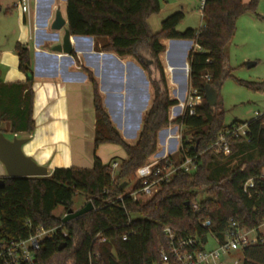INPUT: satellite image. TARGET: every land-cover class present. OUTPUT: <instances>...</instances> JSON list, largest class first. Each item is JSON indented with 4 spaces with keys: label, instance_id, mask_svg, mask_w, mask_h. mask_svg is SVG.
<instances>
[{
    "label": "trees",
    "instance_id": "1",
    "mask_svg": "<svg viewBox=\"0 0 264 264\" xmlns=\"http://www.w3.org/2000/svg\"><path fill=\"white\" fill-rule=\"evenodd\" d=\"M66 2L69 34L92 38L95 51L133 57L147 73L152 100L142 117L136 142L129 144L113 126L98 84L85 69L94 100V150L101 144L117 145L125 158L119 163L114 178L110 165L102 163L94 154L93 166L89 169L55 168L47 177L2 179L0 223L5 238L23 239L32 228L60 225L61 217L54 214L55 210L60 208L62 214L67 213L77 193L87 197L93 210L65 222L62 226L67 233L65 238L43 244L40 264H162L159 249L164 243L163 226L172 228L180 236L199 238L209 232L221 235L229 228L230 219L240 229L257 230L264 222V113L242 122L247 125L246 136L228 140L229 155L217 153L209 147L219 133L241 123L223 125L222 112L215 110L216 105L207 104L205 93L210 88L216 92L228 76L226 48L234 36L236 20L246 13L257 16L258 0L247 3L204 0L199 29L188 28L179 33L176 27L184 15L175 12L160 22V30L155 34L147 18L159 12V0ZM162 40L193 41L196 46L187 56L188 86L201 94V105L192 115L185 111L174 121L168 119L169 108L178 101L168 95L159 59L166 50ZM14 51L17 68L25 79L0 82V126L7 122L12 136L24 134L28 139L34 131L30 52L19 42ZM243 84L251 90L259 91L263 87L260 83ZM171 124L185 129L179 154L177 158L167 156L158 161L149 180L162 177L185 158L192 159L189 165L192 170L177 169L169 181L161 182L157 192L142 203L131 198L114 201L115 196L129 187L128 179L157 152L158 134ZM123 183L126 185L121 190ZM141 186V180H135L132 185L135 190ZM204 220L210 221L208 230L200 226ZM125 234L128 239L123 241ZM63 242L66 246L59 250ZM93 253H97L98 258L89 259ZM242 255V264H264V243L245 247Z\"/></svg>",
    "mask_w": 264,
    "mask_h": 264
},
{
    "label": "crops",
    "instance_id": "2",
    "mask_svg": "<svg viewBox=\"0 0 264 264\" xmlns=\"http://www.w3.org/2000/svg\"><path fill=\"white\" fill-rule=\"evenodd\" d=\"M66 3V0H31V23L35 30L32 26L29 29L21 16L22 34L15 38V44L19 42L29 49L33 73L34 131L22 150L36 163L46 165L49 174L55 168L89 169L93 166L94 154L106 164L103 153L108 149L109 152L114 150L105 146L112 144H101L94 150V100L85 69L93 74L98 84L104 109L113 126L129 144L136 142L141 128H136L137 115H140L141 123L146 109H143L144 112L139 110L146 90L145 71L133 57L95 51L92 38L89 41L84 38L73 40L71 35L73 52L69 57L52 53L50 47L61 41L63 30L67 28ZM56 10L61 12L66 24L56 33L57 42H49L50 25ZM161 43L167 44L169 40H162ZM190 44L195 48L193 41ZM188 47L184 42L167 48L170 51L166 56L167 64H177ZM9 51L4 52L5 57L0 64V82H22L25 76L17 68V57ZM124 89L129 96L125 101L122 99ZM15 137L25 138V135ZM5 176L1 164L0 177Z\"/></svg>",
    "mask_w": 264,
    "mask_h": 264
},
{
    "label": "rangeland",
    "instance_id": "3",
    "mask_svg": "<svg viewBox=\"0 0 264 264\" xmlns=\"http://www.w3.org/2000/svg\"><path fill=\"white\" fill-rule=\"evenodd\" d=\"M17 1L19 0H0V64L5 57V51L10 50V54L16 56L14 51L15 38L16 36L22 34V26L20 25L22 15L20 11L14 7ZM243 1L247 3L249 0ZM200 3L201 0H159V4L161 5L159 12L149 15L147 18V23L151 32L153 34L159 32L160 22L175 12H181L184 15L183 19L176 27L179 33L185 31L188 28L196 30L199 29L202 26ZM60 5L62 6V4ZM256 13L257 16L246 13L238 17L235 24L234 36L226 48V65L228 69V76L216 89L218 104L215 107L216 111L222 112V123L225 126L249 121L255 118V113L257 112L259 114L264 113L263 87L259 91L251 90L243 84L260 83L264 85V0H258ZM164 45L166 50L162 54V60L160 61L164 68L168 95L171 99H176L179 103L181 101V90L184 85L181 82L174 80V73H171L168 70L169 66L166 61V56L167 48L171 49V45L170 43ZM192 48L193 45L190 44L189 47L184 50V59L186 61V56H188V53ZM169 52L170 51L168 50V53ZM249 63L253 65L248 66ZM145 76V79L148 81L146 71ZM239 81L242 82L243 85L239 83ZM151 87L152 86H150V84H147V86L144 87L147 89L146 94H148V100L146 105L147 107H145L146 109L144 108L145 112L142 110L144 112L143 115L148 110L152 100ZM126 94L127 93L124 89L122 98L123 101H125L127 96ZM143 95L145 99L147 96L145 95V92H143ZM127 98H129V96H127ZM140 126L141 123L139 122L138 128H140ZM9 128L10 124L7 122L2 123L0 126V130L3 131L4 136L11 140L15 136H12L9 133ZM184 130V128L174 124L170 130H166V134H158L159 136L157 138L156 148L157 152L149 156L146 162L159 159L163 154L172 156V158H177L183 140ZM168 134H178V138L175 137L165 141ZM189 138L190 137H187V139ZM132 141L133 140H131V142ZM165 144H168V146L166 147ZM105 146L110 148L113 147L114 149L113 152H109L108 149L103 153V156H106L104 157L106 164L110 165L114 161L120 163L124 158V152L122 148L117 145ZM161 152H163V154H161ZM128 181L130 182L127 189H130V187L133 185V182L135 181V174L132 175ZM86 198L87 197H85V195L82 193L75 194L72 199V209L75 211L84 207L87 202ZM137 199L138 202L142 203L148 198L141 197ZM54 214L57 217H61L62 209L57 208ZM257 234L264 235V224L258 227L257 230L251 231L249 237L253 238ZM211 245V241L209 240V243L206 245V247H210ZM237 254L238 253H236V256L234 257H237Z\"/></svg>",
    "mask_w": 264,
    "mask_h": 264
},
{
    "label": "built area",
    "instance_id": "4",
    "mask_svg": "<svg viewBox=\"0 0 264 264\" xmlns=\"http://www.w3.org/2000/svg\"><path fill=\"white\" fill-rule=\"evenodd\" d=\"M203 4L204 0H201L200 10ZM15 7L20 11L23 22L31 29L33 25L31 23V0H19L16 2ZM33 30H35V28H33ZM170 68L171 67H168L169 70ZM204 78L209 80L207 75H205ZM201 101V94L194 88L191 89L187 84L183 100L169 108V121H174L182 117L185 111H187L188 115H192L195 108L201 105ZM261 115L262 114L258 112L255 113V117L257 118ZM173 125L174 124L169 125V128L166 130H170ZM246 130L247 125L245 123L235 124L225 129L223 132L219 133L218 138L212 143L209 149L217 153L229 155L231 150L228 140L230 138H245ZM175 137L178 138V134H168L165 141ZM167 146L168 144L166 147ZM166 157L167 155L163 154L159 159L148 161L143 167L141 166L138 168L135 172V180L142 181L141 188L135 190L133 187H130V189L125 190L122 194L115 196L114 201L122 202L125 198H131L133 201H137V198L141 197L149 198L157 192L161 182L169 181L170 177L177 169L182 168L185 171L192 170V168L189 167L192 159L185 158L182 164L172 168L162 177L156 180H149L152 169L155 168L157 162ZM110 167L111 177L114 178L115 172L118 167H120L119 163L114 161L110 164ZM193 207L196 208L195 205ZM65 215L66 213L62 214L61 219ZM64 223L65 222H62L60 225L52 228H44L42 226L32 228L30 234L23 239H6L1 231L0 223V264H40L39 253L43 244L47 241L54 242L60 239V237L65 238L67 236L66 231L62 227ZM129 223L130 220L127 224ZM200 226L208 230L210 221H201ZM28 227L30 228L31 225L28 224ZM161 232L164 240V243L159 249L162 264H242V250L245 247L256 243H264V235L257 234L255 237L250 238L249 234L251 231L240 229L237 223L232 219L229 220V228L221 235L209 232L202 238L188 235L180 236L168 226H163ZM127 239L128 235L125 234L122 240L126 241ZM209 240L212 245L206 247ZM102 241H104V239H102ZM236 253H238V256L234 257ZM91 257L98 258V255L97 253H93L89 255V259Z\"/></svg>",
    "mask_w": 264,
    "mask_h": 264
},
{
    "label": "water",
    "instance_id": "5",
    "mask_svg": "<svg viewBox=\"0 0 264 264\" xmlns=\"http://www.w3.org/2000/svg\"><path fill=\"white\" fill-rule=\"evenodd\" d=\"M66 24L65 18L62 17L61 12L59 10H56L54 13V19L50 25V35H49V42H57V32L61 30L64 25ZM63 36L59 43H56L52 47H50V50L52 53H60L67 57L71 55L73 52V48L70 41V34L67 28L63 30ZM75 38H84L87 41L91 40L90 37H78L74 36L73 40ZM184 42H187L188 45H190V41L186 40H169V43L171 47L175 45H182ZM170 53L167 55L169 56ZM98 55V53L96 54ZM187 57V56H186ZM169 64V63H168ZM253 64H250L248 66H251ZM169 67L174 69L175 75H173V79L176 81H180L184 86L181 90L180 94V100H183L184 98V92L187 88V78H188V71L186 70V67L188 68L187 61L184 59V54L181 58V60L177 64H169ZM183 69H181V68ZM185 68V69H184ZM144 84L147 86L148 82L146 79H144ZM264 89V85H263ZM145 95H147L144 99V103L140 106V112L146 107L147 100H148V94L147 89L144 91ZM121 97V96H120ZM205 99L207 104L209 106L213 107L218 104L216 100V92L214 89L210 88L205 93ZM139 112V113H140ZM140 115H137L136 119V128L138 127V123L140 122ZM166 129L161 130L160 133H164ZM27 142L26 138H17L13 137L11 140L7 139L4 134L0 131V163L3 165L6 176L0 177V186L3 184L4 178H24V177H47L49 175V171L46 165H40L36 163L31 157L26 156L23 153L22 147ZM163 142V140H162ZM163 154V152H161ZM126 183H123L120 186V189L122 190L125 187ZM187 206V204H186ZM93 207L90 202H87L84 207L78 210L70 209L67 211L66 215L61 219L62 222L71 221L73 219H76L84 214H87L88 212L92 211ZM66 246L65 243H61V247H59V250Z\"/></svg>",
    "mask_w": 264,
    "mask_h": 264
},
{
    "label": "bare ground",
    "instance_id": "6",
    "mask_svg": "<svg viewBox=\"0 0 264 264\" xmlns=\"http://www.w3.org/2000/svg\"><path fill=\"white\" fill-rule=\"evenodd\" d=\"M181 68V67H180ZM181 69H183V68H181ZM185 69V68H184ZM169 70V69H168ZM171 70L173 71V73H174V69L173 68H170V72H171ZM186 70H187V67H186Z\"/></svg>",
    "mask_w": 264,
    "mask_h": 264
}]
</instances>
